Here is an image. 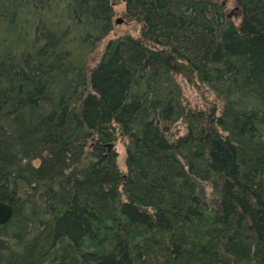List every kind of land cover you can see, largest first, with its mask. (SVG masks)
Masks as SVG:
<instances>
[{
	"label": "trees",
	"instance_id": "1",
	"mask_svg": "<svg viewBox=\"0 0 264 264\" xmlns=\"http://www.w3.org/2000/svg\"><path fill=\"white\" fill-rule=\"evenodd\" d=\"M0 201V264H264V0H0Z\"/></svg>",
	"mask_w": 264,
	"mask_h": 264
},
{
	"label": "rangeland",
	"instance_id": "2",
	"mask_svg": "<svg viewBox=\"0 0 264 264\" xmlns=\"http://www.w3.org/2000/svg\"><path fill=\"white\" fill-rule=\"evenodd\" d=\"M228 8H231V6H229ZM120 13H121L120 9H118L117 14L114 17V23H115L114 24V31L103 41V43L101 44L99 49L93 54V57L90 58L91 59L90 61L92 63H94L99 58L101 51H102V47L106 43L107 40L112 39L114 37L124 35L126 33L135 34L137 32L136 31L137 25H135L134 23L125 22ZM231 13L233 16L235 15L234 10L231 11ZM117 20H121V23L120 24L116 23ZM189 92H191L190 89H189ZM189 92H188V94H189ZM115 146H117L118 150L121 152V158H122L124 149H122V147L118 144H115Z\"/></svg>",
	"mask_w": 264,
	"mask_h": 264
},
{
	"label": "water",
	"instance_id": "3",
	"mask_svg": "<svg viewBox=\"0 0 264 264\" xmlns=\"http://www.w3.org/2000/svg\"><path fill=\"white\" fill-rule=\"evenodd\" d=\"M116 23L120 24L121 20H117ZM13 215L12 206L0 201V225L6 224Z\"/></svg>",
	"mask_w": 264,
	"mask_h": 264
}]
</instances>
